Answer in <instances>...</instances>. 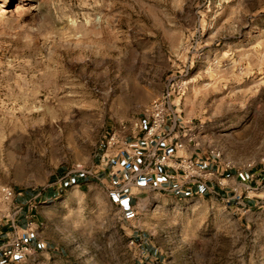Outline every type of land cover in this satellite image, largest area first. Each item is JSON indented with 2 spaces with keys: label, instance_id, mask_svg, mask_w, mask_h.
<instances>
[{
  "label": "rangeland",
  "instance_id": "1",
  "mask_svg": "<svg viewBox=\"0 0 264 264\" xmlns=\"http://www.w3.org/2000/svg\"><path fill=\"white\" fill-rule=\"evenodd\" d=\"M1 6L0 216L5 188L33 195L87 168L170 77L183 130L244 177L224 197L152 188L132 217L107 187L55 189L29 264H264V0Z\"/></svg>",
  "mask_w": 264,
  "mask_h": 264
},
{
  "label": "crops",
  "instance_id": "2",
  "mask_svg": "<svg viewBox=\"0 0 264 264\" xmlns=\"http://www.w3.org/2000/svg\"><path fill=\"white\" fill-rule=\"evenodd\" d=\"M175 103L174 109H180L179 102ZM173 120V115L168 113L163 129L151 138L146 137L145 129L135 127V124L129 133L127 130L108 131L106 142L97 149L92 164L87 168L70 170L50 184L45 192L39 191L32 195L26 191L15 190L14 196L7 199L12 210L0 216V264H29L32 256L44 248L37 210L38 204H42L44 200H37L51 192L55 194V189L64 191L72 186L107 187L111 196L122 205L124 214L131 217L136 204L152 188L161 192H188L221 197L237 190L235 183L244 178L243 173H236L233 168L222 165L220 159L209 154V149L196 143L195 139L188 138L183 130L187 122L184 118L172 130ZM136 122H144L146 125L143 117ZM112 135H115L113 141L110 140ZM179 143L183 145L180 146ZM164 153L170 156V160L156 165L153 162L154 155ZM185 156L194 159L204 171L212 170L214 173L200 180L187 177L179 163ZM151 168L154 171H150ZM242 185L241 188L250 186L244 183ZM231 198L238 201L234 195ZM16 234L34 247L31 255L10 258L3 253L2 247Z\"/></svg>",
  "mask_w": 264,
  "mask_h": 264
},
{
  "label": "built area",
  "instance_id": "3",
  "mask_svg": "<svg viewBox=\"0 0 264 264\" xmlns=\"http://www.w3.org/2000/svg\"><path fill=\"white\" fill-rule=\"evenodd\" d=\"M179 82L180 81L175 77H170L162 95L154 98L150 105L145 109L143 118L146 119V125L144 122L135 123V127L145 129L147 138L154 137L163 129L168 113H171L174 118L171 124L172 130L176 129L180 123L179 121L183 119L180 109H174V105L176 104L174 97H181L184 93L183 86ZM189 122L190 121H187L185 126H187ZM185 126L183 128H186ZM184 134L190 139H196V137L191 136L187 130H184ZM110 140H115V135H112ZM196 143H200V141L196 140ZM179 145L182 146L183 143H179ZM209 154L218 159H221L222 156V153L215 148L209 149ZM169 160L170 156L166 153L155 154L153 157V162L156 165L168 162ZM179 163L185 170L186 176L189 178L200 180L207 176H211L214 173L212 170L204 171L191 157L185 156L179 161ZM150 171H154V169L151 168ZM14 194L15 190L13 188L7 187L4 189L5 199L12 198ZM2 251L10 258L17 256L27 257L33 253L34 247L22 236L16 234L2 247Z\"/></svg>",
  "mask_w": 264,
  "mask_h": 264
},
{
  "label": "bare ground",
  "instance_id": "4",
  "mask_svg": "<svg viewBox=\"0 0 264 264\" xmlns=\"http://www.w3.org/2000/svg\"><path fill=\"white\" fill-rule=\"evenodd\" d=\"M4 11H5V9L1 6L0 13H3Z\"/></svg>",
  "mask_w": 264,
  "mask_h": 264
}]
</instances>
